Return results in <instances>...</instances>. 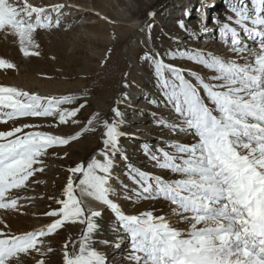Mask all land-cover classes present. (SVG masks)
<instances>
[{
    "label": "snow or ice",
    "instance_id": "1",
    "mask_svg": "<svg viewBox=\"0 0 264 264\" xmlns=\"http://www.w3.org/2000/svg\"><path fill=\"white\" fill-rule=\"evenodd\" d=\"M222 2L223 19H210L202 13L199 31L208 33V24L215 25L211 31L230 55L196 47L168 53L169 59L190 62L206 70L204 74L168 63L158 55L143 56L152 66L159 96L148 102L166 109L169 116L150 113L155 125L173 137H191V142L162 138L157 145H142L151 167L175 178L129 162L120 143L127 133L121 131L126 121L119 107L112 109L111 119L93 114L81 131L68 137L42 131L43 125L31 123L0 130V209L9 212H19L20 201L32 199L13 196V192L39 183L35 177L45 172L50 150L67 147L85 132L98 129L103 145L87 162L67 169L70 175L63 198L56 200V209L45 213L53 218L50 224L18 235L0 230V264H24L23 257L46 264L43 257L53 249L45 247V238L66 224L83 227L78 238L62 246V264H106L96 245L119 248L124 239L129 245L128 264H264V0ZM65 7L35 6L28 0L21 6L0 0V30H10L18 38L24 56H39L27 46L39 48L34 43L38 30L60 27ZM185 15L191 17L189 12ZM178 26L189 32L183 20ZM188 38L199 39L195 30ZM15 67L0 58V69ZM86 106V100L77 105L73 95H40L0 85V125L25 119H50V127L78 125L77 117ZM118 160L125 162V175L135 186L129 188L120 181L122 190L132 193L126 199L163 200L172 206L178 222L189 228L179 230L152 211L125 213L112 198L120 195L111 183L119 179L113 171ZM85 196L113 213L115 241L97 239L101 231L98 218L103 212L88 206Z\"/></svg>",
    "mask_w": 264,
    "mask_h": 264
},
{
    "label": "rangeland",
    "instance_id": "2",
    "mask_svg": "<svg viewBox=\"0 0 264 264\" xmlns=\"http://www.w3.org/2000/svg\"><path fill=\"white\" fill-rule=\"evenodd\" d=\"M19 3L23 0H10ZM35 6H51L64 4L59 28L38 30L34 35V43L29 45V51H38L39 56H24L20 50L18 38L9 34L10 30H0V58L15 64V69H0V85L17 87L40 95L62 96L73 95L77 98V105L87 101V106L81 110L77 119L78 125H62L50 127L52 120H19L9 125H0V130L15 124L31 123L43 125L40 130L60 136H71L81 131L87 120L95 113L101 119H111L112 109L125 108L129 101L131 107L124 113L125 121L132 120L122 126L121 131L127 133L121 138L122 149L126 151L128 160L137 167L156 174L171 177L170 173L151 167L148 159L143 155L142 145L149 143L157 145L161 139H179L191 142L190 136L173 137L166 130H161L154 123L158 115L168 119V111L149 104L150 99H158V91L152 66L143 59L146 53L163 57L168 63L180 67L191 68L204 74L206 70L183 60H171L168 53L177 48L196 47L213 51L217 54L227 53L222 43L216 40V34L211 31L215 25L209 23L208 33L199 31L200 16L206 13L210 19L220 16L223 19L225 6L222 0H28ZM215 6V7H214ZM214 7V8H213ZM199 9V11H197ZM156 13L150 17L149 13ZM191 13V17L185 15ZM75 14V15H74ZM183 20L189 29L182 31L178 22ZM151 25V27H149ZM137 26L136 30L133 29ZM140 28V29H139ZM195 30L199 39H189ZM135 31L137 35L134 36ZM132 42V43H131ZM125 84L129 97L121 95ZM75 106V105H74ZM101 132H85L80 139L67 147L52 149L45 158L46 170L35 177L39 183H30L22 191L13 192V196L31 197L22 199L19 212L0 209V230L12 234H22L45 227L53 220L45 213L56 209V200L63 198V190L68 181V168L76 166L81 161L87 162L97 150L102 148ZM163 146V145H160ZM58 153V155H53ZM67 153L66 158H59ZM111 181L114 189L120 193L112 197L121 209L129 215H138L152 211L156 216H165L173 227L187 230L189 225L178 222L172 214L171 207L163 200L130 201L120 186V181L135 187L125 175V162L118 160L114 168ZM78 181L79 177H74ZM79 195V190H76ZM85 199V197H84ZM90 206L89 204H87ZM91 208L98 210L92 206ZM103 215L98 218L101 231L97 239L103 240L100 233L115 236V220L113 213L106 207L101 209ZM5 223L8 225L4 227ZM82 225L66 224L56 234L45 238V247L53 251L43 257L46 264H62V246L68 240L79 237ZM99 236V237H98ZM110 240V238L108 239ZM106 264H128L125 256L129 245L127 239L122 240L121 247H102ZM115 248V249H114ZM111 249V250H110ZM115 257V258H114ZM41 257L36 256L35 259ZM111 258H113L111 260ZM24 264H35V260L23 257Z\"/></svg>",
    "mask_w": 264,
    "mask_h": 264
},
{
    "label": "bare ground",
    "instance_id": "3",
    "mask_svg": "<svg viewBox=\"0 0 264 264\" xmlns=\"http://www.w3.org/2000/svg\"><path fill=\"white\" fill-rule=\"evenodd\" d=\"M215 1H217V0H215ZM215 7V6H214ZM213 7V8H214ZM75 15V14H74ZM136 28H137V26H135L133 29H135L136 30ZM140 29V28H139ZM135 35H137V31H135V34H134V36ZM132 43V42H131ZM121 95H125L126 96V98L127 97H129V92H128V90H125V84L123 85V87H122V90H121ZM130 102L129 101H127L126 102V105H125V108H123L121 111L122 112H126L127 111V109H129L130 107H131V105L129 104ZM130 121H132V120H128V121H126L127 123H129ZM127 123H125V124H127ZM85 200H86V203L87 204H89L90 206H92V207H94V208H96V209H98V210H101V209H103L104 208V206L102 205V204H99L98 202H96L95 200H93L91 197H87V196H85ZM99 223V222H98ZM115 227V226H114ZM99 234V233H98ZM101 235H103L102 237H104L105 236V238L104 239H109L110 238V240H113V241H115L116 239H117V237H116V235L115 236H113V235H109V234H106V233H100ZM99 237V236H98ZM122 243V240L120 241V244ZM102 247H107V246H104V245H102ZM115 249V248H114ZM117 249V248H116ZM98 250H100L103 254H105L106 253V249L105 248H103V249H98ZM111 250V249H110ZM115 258V257H114ZM113 258H111V260H112ZM115 259H113L112 261H114ZM112 261H110V263L108 262L107 264H111V262Z\"/></svg>",
    "mask_w": 264,
    "mask_h": 264
}]
</instances>
